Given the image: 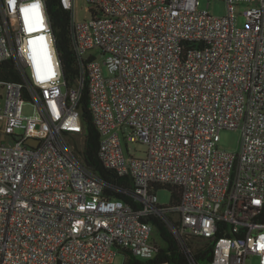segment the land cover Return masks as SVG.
<instances>
[{
  "label": "built area",
  "instance_id": "built-area-1",
  "mask_svg": "<svg viewBox=\"0 0 264 264\" xmlns=\"http://www.w3.org/2000/svg\"><path fill=\"white\" fill-rule=\"evenodd\" d=\"M87 2L79 19L61 0L80 69L67 88L46 1L0 0V62L21 76L0 79V264H108L119 251L172 264L157 222L182 264H264V0H225L224 16L200 0ZM86 86L99 157L132 180L138 208L109 198L84 160ZM225 129L242 131L239 151L220 145ZM174 186L180 203H160Z\"/></svg>",
  "mask_w": 264,
  "mask_h": 264
},
{
  "label": "trees",
  "instance_id": "trees-1",
  "mask_svg": "<svg viewBox=\"0 0 264 264\" xmlns=\"http://www.w3.org/2000/svg\"><path fill=\"white\" fill-rule=\"evenodd\" d=\"M47 12L50 18L53 33L56 39V45L61 60L63 76L66 81V87L72 88L77 84L80 75V69L76 55L72 49V38L70 29L71 12L65 9L61 0H45ZM0 79L6 81H20L21 76L15 67L13 60L0 62ZM79 109L82 113V119L85 127V139L83 148V157L87 166L105 182V194L109 198L122 199L134 207L142 205L133 196V182L129 177L118 175L114 170L107 168L99 157L100 134L94 126L88 101V88L83 90L79 102ZM172 190V205L177 206L181 200V190L179 187H169ZM163 237L168 243V254L166 259L172 264H182L175 259L178 245L176 239L165 226L157 222ZM212 250H207V260L212 259ZM125 264H143L142 260L131 257L126 260Z\"/></svg>",
  "mask_w": 264,
  "mask_h": 264
},
{
  "label": "rangeland",
  "instance_id": "rangeland-1",
  "mask_svg": "<svg viewBox=\"0 0 264 264\" xmlns=\"http://www.w3.org/2000/svg\"><path fill=\"white\" fill-rule=\"evenodd\" d=\"M90 4L87 0H75V13L79 19L89 18L91 13L89 12ZM200 8L208 9V11L217 16H224L227 14V4L225 0H200ZM238 23H244L243 17L239 16ZM89 53L95 54L99 59H102L99 49H93ZM35 107L31 103H26L24 105V113L27 116L35 115ZM2 122H0V143L8 141V137L1 132ZM78 139L81 140L82 137L79 135ZM243 140L242 131L238 129H225L221 132V141L220 145L224 148L233 151H239L241 148V143ZM84 142V137H83ZM122 142L124 149L127 152L129 148L130 153L138 157H144L147 150L146 146L140 142H131L125 140L122 135ZM159 202L162 204L172 203V190L169 187H162L157 192ZM157 234V232H156ZM156 238L161 242V239L158 235ZM127 260V255L123 251L117 252L113 261L108 264H125ZM258 258L252 257L250 264H257Z\"/></svg>",
  "mask_w": 264,
  "mask_h": 264
},
{
  "label": "water",
  "instance_id": "water-1",
  "mask_svg": "<svg viewBox=\"0 0 264 264\" xmlns=\"http://www.w3.org/2000/svg\"><path fill=\"white\" fill-rule=\"evenodd\" d=\"M29 143L33 146H37L38 145V141L36 139H29Z\"/></svg>",
  "mask_w": 264,
  "mask_h": 264
},
{
  "label": "snow or ice",
  "instance_id": "snow-or-ice-1",
  "mask_svg": "<svg viewBox=\"0 0 264 264\" xmlns=\"http://www.w3.org/2000/svg\"><path fill=\"white\" fill-rule=\"evenodd\" d=\"M11 2H13V0H10V3H11ZM37 7H38L37 5H33V6H32V11H34V12H35V11H36V9H37ZM25 11H27V10H25Z\"/></svg>",
  "mask_w": 264,
  "mask_h": 264
}]
</instances>
